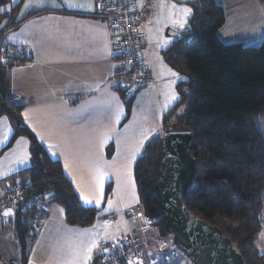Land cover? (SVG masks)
Masks as SVG:
<instances>
[{
	"label": "crops",
	"instance_id": "obj_1",
	"mask_svg": "<svg viewBox=\"0 0 264 264\" xmlns=\"http://www.w3.org/2000/svg\"><path fill=\"white\" fill-rule=\"evenodd\" d=\"M216 1L225 11L226 19L218 32L224 42L257 46L264 41L262 0ZM69 2L83 7H69ZM29 3L32 7L26 8ZM12 7H16L14 18L20 22L9 33V37L15 34L9 40L16 49L26 51L29 58L24 64L10 68L11 91L15 100L24 106V123L49 154L61 162L80 196L77 185L79 190L82 186L91 187L92 179L98 177L97 163L104 172L112 159L106 151L110 143L123 139L129 146L128 154H131L133 143L143 140L137 159L152 136L164 134L167 114L178 101L170 103V99H165L162 82L155 70L164 49L155 56L144 50L152 81L136 91L130 116L125 120L131 126L132 119L144 112L146 123L134 133L129 129V136L118 138L117 130L124 124L126 107L118 88L123 68L122 61L113 55L110 24L98 15L101 11L99 0H44L39 6L34 0H10L0 7V14ZM156 10L157 4L146 19L148 29L154 22ZM4 25L0 22L3 31L7 27ZM148 42V39L142 41V49ZM171 119L170 130H174L176 119ZM16 127L17 123L10 116H0V196L21 178L22 170L31 166L30 139L20 135L10 143ZM25 153L29 155L28 162L19 163ZM137 195L139 197L138 191ZM122 197V207L118 211L99 213V218L86 226L69 224L63 206L48 199L42 205L47 212L45 218H34L29 224L32 225L26 235L25 260L17 236L16 208L9 217H4V210L0 211V238L7 239V242H0L4 257L0 264H7L5 260L12 264H66L81 241L87 245L93 239L98 241V247L93 249L88 264H103L101 257L106 251L105 243L114 245L122 232H130L147 243L142 257L132 264H190L170 243L160 247L157 231L147 224L141 205L134 208L136 203L127 204L128 199L134 197L129 187ZM81 202L87 206L95 205ZM110 213H116L117 220L102 223L101 218ZM35 224L39 226L37 229Z\"/></svg>",
	"mask_w": 264,
	"mask_h": 264
},
{
	"label": "trees",
	"instance_id": "obj_2",
	"mask_svg": "<svg viewBox=\"0 0 264 264\" xmlns=\"http://www.w3.org/2000/svg\"><path fill=\"white\" fill-rule=\"evenodd\" d=\"M9 2L0 0V7ZM186 2L193 9L190 28L178 30L172 45L162 51L165 61L186 77L177 83L179 99L167 114L169 123L178 107L186 104L173 126L175 131L192 134L189 150L196 160V174L186 205L198 217L219 226L246 264H264V251L256 244L264 222V41L257 46L226 43L218 33L226 19L223 6L216 0ZM15 9L0 14L4 27L13 20ZM13 22L17 25L20 20ZM2 34L0 28V38ZM13 66L0 60V116L7 114L17 123L10 143L20 135L31 141V166L19 175L29 185L27 197L50 193L52 200L63 206L69 224L90 225L99 218L100 209L81 202L61 162L49 154L24 123V106L15 100L9 84ZM133 98H123L124 120L130 116ZM162 150L163 134L152 136L135 160L133 178L141 208L157 231L156 239L174 247L155 193ZM38 209H15L24 260L29 224L43 208Z\"/></svg>",
	"mask_w": 264,
	"mask_h": 264
},
{
	"label": "built area",
	"instance_id": "obj_3",
	"mask_svg": "<svg viewBox=\"0 0 264 264\" xmlns=\"http://www.w3.org/2000/svg\"><path fill=\"white\" fill-rule=\"evenodd\" d=\"M101 11L99 16L110 24V32L113 36V55L122 61V77L119 81V91L124 100H130L136 91L152 81L151 71L145 63L141 48L142 41L147 33L145 22L150 15L154 3L153 0H99ZM15 18L7 25L0 38V59L7 60L6 64L22 65L29 55L24 50L16 49L9 40V33L16 26ZM4 63V62H3ZM29 185L25 179L19 178L10 185L0 196V211L7 208L21 207L24 211L35 209L42 205L48 193H38L28 196ZM140 209V207H137ZM38 209V210H39ZM46 210H39L35 216L37 220L44 219ZM147 224L151 225L152 219L145 216ZM117 220L116 213H110L101 218V222L109 224ZM39 226L35 224L34 228ZM161 248L166 241L158 239ZM147 243L140 240L130 232H122L114 245L105 243L106 251L102 252L103 264H129L142 257ZM4 257L0 251V260ZM7 264H12L5 260Z\"/></svg>",
	"mask_w": 264,
	"mask_h": 264
},
{
	"label": "water",
	"instance_id": "obj_4",
	"mask_svg": "<svg viewBox=\"0 0 264 264\" xmlns=\"http://www.w3.org/2000/svg\"><path fill=\"white\" fill-rule=\"evenodd\" d=\"M191 143V132L170 130L169 123L166 124L163 159L155 186L165 229L190 264H246L242 253L219 226L187 208L186 198L196 174V160L189 150Z\"/></svg>",
	"mask_w": 264,
	"mask_h": 264
},
{
	"label": "rangeland",
	"instance_id": "obj_5",
	"mask_svg": "<svg viewBox=\"0 0 264 264\" xmlns=\"http://www.w3.org/2000/svg\"><path fill=\"white\" fill-rule=\"evenodd\" d=\"M155 1V2H154ZM154 5L157 4V10H156V16L154 17V22L150 29H148V23L145 24L148 43L143 49L141 48V53L143 56L144 61L146 60L145 51H148V54H152L155 56V53L161 54V49H167L172 45V43L175 40V33L178 30H185L180 29L178 26L174 25L172 23L173 17L170 15L171 13V5L176 4L177 10L175 12V18H180V12L179 8L183 6H187L189 8H192L186 0H154ZM190 19V18H189ZM189 23V21H188ZM222 33V32H221ZM188 40V39H187ZM146 48V49H145ZM150 52V53H149ZM163 56V55H162ZM161 58V57H159ZM146 63V61H145ZM147 64V63H146ZM150 69V68H149ZM156 73H158V77L160 78V81L162 82V90L164 91L165 99H170V103L173 101L171 100L172 93H177L176 89V83L180 79H178L176 76H173L171 73L175 72L177 73L169 64H167L163 57L156 67ZM171 70V71H169ZM180 76V75H179ZM183 80V79H182ZM181 80V81H182ZM178 94V93H177ZM176 102V101H175ZM174 102V103H175ZM186 104L183 103L181 106L178 107V112L172 116V120L177 119L180 112L185 111ZM124 124L123 126L117 130L116 137L123 138L127 137L130 134L129 129L132 130L134 133L136 130H138L139 127L144 126V123H146L144 112L143 114H138L132 119L131 126H129L128 121L126 122L123 117ZM176 121V120H175ZM129 126V127H128ZM186 131V130H185ZM122 135V136H120ZM128 145L123 141V139H117V142L110 143L107 146V155L111 156L109 157L111 160L108 163V166L105 168L104 171V188H103V199L100 201L99 205L90 204L93 206H96L98 209H100L99 213L102 212H112V211H118L120 207H122L123 203V197L124 193L127 190V187L130 188V191L133 193L134 197L136 198H130L127 201V204H134L133 207L135 208L137 205L140 204L139 200H137V190L134 185L126 184L124 176L121 175L123 172V166L127 164L129 160H131V154H128L130 150L128 149ZM136 160V158H135ZM135 160L131 163V180H133V166L135 163ZM93 184L91 187L89 186H82L81 190H79V195L82 192L85 196L95 199L100 198V189L98 185L97 177L92 179ZM156 186V185H155ZM81 191V192H80ZM51 198L50 194H46L45 201L48 202V199ZM80 200L81 197L79 196ZM113 202V207L109 208L108 202ZM51 200H49L50 202ZM83 201V200H82ZM59 207H62L59 203H56ZM139 207V206H138ZM107 209V210H106ZM120 218V215H119ZM264 233V231H262ZM260 233L259 238L256 241L257 247L261 252L264 251V235ZM32 236V235H31ZM172 238V235H171ZM4 241L7 242L6 238H0V242L3 243ZM9 242V240H8ZM28 244V242L26 243ZM28 246V245H27ZM175 247V246H174ZM176 250L178 253L185 258V255L176 247ZM186 260H188L186 258Z\"/></svg>",
	"mask_w": 264,
	"mask_h": 264
},
{
	"label": "snow or ice",
	"instance_id": "obj_6",
	"mask_svg": "<svg viewBox=\"0 0 264 264\" xmlns=\"http://www.w3.org/2000/svg\"><path fill=\"white\" fill-rule=\"evenodd\" d=\"M34 3L37 6H39L40 4L44 3V0H34ZM68 6L69 7H83V5H81V4H78V3L74 4L71 2H69ZM25 7L26 8L32 7V3L26 4ZM177 7L178 6L176 4L171 5L172 11H171L170 15L173 17L172 23L174 25L178 26L180 29H189L190 25H189L188 21H189V18L193 15V9L189 8L187 6L180 7L179 8L180 18L176 19L175 18V12L177 10ZM14 35L15 34H13V36H10L9 39H12L14 37ZM0 59H3V58H0ZM3 62L7 63V60H3ZM169 71H171V70H169ZM171 74L173 76H176L178 79H186V77H180L178 73L172 72ZM178 99H179V95L177 93L173 92L172 96H171V100L176 101ZM166 107H167V105H166ZM25 116H27V114H25ZM118 119H119V117L117 116V120ZM9 130H11V129H9ZM41 139L43 140L44 138L41 137ZM143 143H144L143 140L133 143L132 152H131V160H129L127 162V164H125L123 166L124 170L121 173V175L124 176L126 184L134 185V181L131 180V163H132V161L135 160L137 154H139L140 148L143 146ZM28 160H29V155L27 153H25L23 157L19 158V163H27ZM66 167H67V165H66ZM96 171L98 173L97 180H98V185H99V189H100V198L94 200L93 198L85 196L81 192L80 197L84 201L85 204L90 205V204L95 203V204L99 205L100 201L103 199L104 175L105 174L101 170L99 163H97ZM3 175H7V173H3ZM77 190L79 191V185H77ZM108 206H109V208L113 207V202L111 200L108 202ZM13 214H14V211L11 208H9L3 212L4 217H9L10 215H13ZM262 235H264V233H262ZM97 247H98V241L95 239H93L87 245H85L81 241L80 246L78 248L72 250V252H71L72 258L69 261H67L66 264H88V261L92 258L93 249H95ZM129 264H131V261L129 262Z\"/></svg>",
	"mask_w": 264,
	"mask_h": 264
}]
</instances>
